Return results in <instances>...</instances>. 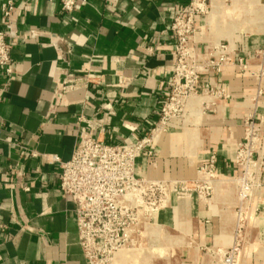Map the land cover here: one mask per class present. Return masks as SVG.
I'll use <instances>...</instances> for the list:
<instances>
[{
	"label": "crops",
	"instance_id": "obj_1",
	"mask_svg": "<svg viewBox=\"0 0 264 264\" xmlns=\"http://www.w3.org/2000/svg\"><path fill=\"white\" fill-rule=\"evenodd\" d=\"M10 1L15 30L39 35L12 41L13 75H0V264H87L74 204L58 186L59 161L82 134L128 143L156 123L174 63L170 24L188 0H86L69 13L58 0ZM199 25L197 50L224 42L247 66L203 75L199 91L214 86L221 96L192 98L181 125L152 142L154 154L143 152L135 173L189 179L214 156L218 180L205 200L171 195L139 247L121 251L115 264H220L233 243L236 264H264V171L238 232L232 181L244 120L264 129V74L250 75L264 64L263 0H210Z\"/></svg>",
	"mask_w": 264,
	"mask_h": 264
},
{
	"label": "built area",
	"instance_id": "obj_2",
	"mask_svg": "<svg viewBox=\"0 0 264 264\" xmlns=\"http://www.w3.org/2000/svg\"><path fill=\"white\" fill-rule=\"evenodd\" d=\"M210 0H188L172 19L170 31L174 37V63L166 80V95L159 106L156 123L136 140L128 143L106 144L98 138L82 134L67 161H59L58 186L74 204L78 244L87 264H115L117 254L139 247L142 234L158 210L169 206L171 195L190 196L203 200L213 192L218 178L214 156L196 168L189 179H149L135 173L136 160L146 152L152 156V142L162 133L181 125L189 101L203 94L220 97L221 89L206 86L200 92L203 75L220 72L224 66L246 68L247 62L234 58L227 43L205 45L196 49L199 23L209 13ZM64 13L71 12L77 3L86 0H58ZM264 7V0H263ZM13 3L1 4L4 28L0 29V75L11 78V43L16 38H34L36 29L26 34L13 27ZM59 49L56 43H53ZM264 74L261 62L250 75L259 79ZM261 91L258 90V94ZM243 137L237 143L234 163L238 167L232 178L239 200L237 232L242 227L243 204L258 194L264 171V157L259 148L264 141L261 121L252 117L244 120ZM32 155H36L33 153ZM238 244L233 243L219 257L220 264H236Z\"/></svg>",
	"mask_w": 264,
	"mask_h": 264
},
{
	"label": "rangeland",
	"instance_id": "obj_3",
	"mask_svg": "<svg viewBox=\"0 0 264 264\" xmlns=\"http://www.w3.org/2000/svg\"><path fill=\"white\" fill-rule=\"evenodd\" d=\"M227 3V2H226ZM228 4V3H227ZM227 6H230V3L227 5ZM210 16V15H209ZM227 15H225V17H226ZM212 194H213V192L210 194V196L208 197V198H210L211 196H212ZM196 195V194H195ZM198 198V197H197ZM208 198H206V199H208ZM199 199V198H198ZM201 200V199H200ZM203 200H205V199H203ZM239 223L240 224H243L244 223V221L243 220H241V221H239ZM236 224H237V222H236ZM224 252H222L221 254H223ZM120 254V252L117 254V255H119ZM220 254V255H221ZM220 255H219V257H220ZM160 256H163V254H160Z\"/></svg>",
	"mask_w": 264,
	"mask_h": 264
}]
</instances>
